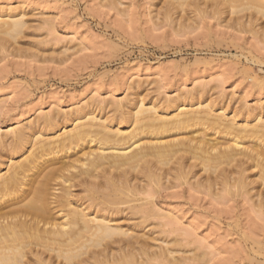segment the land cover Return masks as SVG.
I'll return each instance as SVG.
<instances>
[{"label": "rangeland", "instance_id": "1", "mask_svg": "<svg viewBox=\"0 0 264 264\" xmlns=\"http://www.w3.org/2000/svg\"><path fill=\"white\" fill-rule=\"evenodd\" d=\"M105 1L0 0L3 19L16 14L27 26L0 43L1 137L26 123L37 129L45 114L70 119L89 105H106L111 113L118 101L129 111L141 99L158 109L171 99L213 101L214 110L223 107L228 117L238 112L236 121L258 109L264 115V37L248 24L256 23L258 30L264 18H250L252 9L218 17L208 5L200 15L174 13L173 22L163 17L164 0ZM231 17L241 18L244 31L229 26ZM131 126L122 124L121 130ZM197 130L182 131L180 138ZM195 171L199 179L203 172ZM172 183L149 199L158 215L145 231L153 226L168 231L158 234L155 227L151 237L141 238L159 255L150 264H264V217L249 196L223 200L215 192L195 190L193 183ZM159 252L170 259L164 261Z\"/></svg>", "mask_w": 264, "mask_h": 264}, {"label": "bare ground", "instance_id": "2", "mask_svg": "<svg viewBox=\"0 0 264 264\" xmlns=\"http://www.w3.org/2000/svg\"><path fill=\"white\" fill-rule=\"evenodd\" d=\"M162 5L166 21L186 10L200 15L208 5L218 17L252 9L250 18H264V0H164ZM15 15L0 16V43L27 27L22 16ZM234 18H229V26L244 31L245 23ZM248 24L254 35L264 37V26L258 31L256 23ZM253 80L263 85L257 77ZM197 99L165 100L160 109L159 104L147 107L141 99L139 105L131 103L129 111L116 101L110 103L111 113L106 105H89L73 111V118L45 114L37 118V129L31 122L12 130L10 137L0 135V264L158 261L159 255L150 253L149 243L141 240L159 227L145 231L158 215L149 199L167 183L190 184L186 182L195 179L196 169L203 176L189 186L215 192L223 200L249 196L263 218L264 115L258 109L236 121L238 112L228 117L223 107L214 110L213 101ZM122 124L134 128L123 132ZM193 127L198 130L180 138V132ZM161 229L157 233L168 232Z\"/></svg>", "mask_w": 264, "mask_h": 264}]
</instances>
